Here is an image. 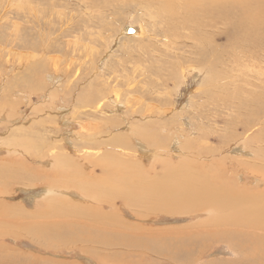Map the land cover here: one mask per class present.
<instances>
[{"label":"rangeland","instance_id":"obj_1","mask_svg":"<svg viewBox=\"0 0 264 264\" xmlns=\"http://www.w3.org/2000/svg\"><path fill=\"white\" fill-rule=\"evenodd\" d=\"M156 1L0 0V264L234 259L225 242L197 238L207 216L148 211L122 194L162 193L186 163L196 167L187 179L212 169L264 194V178L244 169L264 171V38L236 44L219 20L201 27L211 36L194 35L191 19L166 34L169 7L206 16L217 0Z\"/></svg>","mask_w":264,"mask_h":264},{"label":"bare ground","instance_id":"obj_2","mask_svg":"<svg viewBox=\"0 0 264 264\" xmlns=\"http://www.w3.org/2000/svg\"><path fill=\"white\" fill-rule=\"evenodd\" d=\"M141 1L144 2V4L147 3L148 5H151V6L158 4V2L156 0H141ZM215 1L216 0H212L211 3H215ZM129 3H130V1H129ZM184 4H186V3H184ZM206 4H207V2H206ZM210 5H211V8H208V11H206V16H205V13L203 11L204 9H200L199 7L196 6V4H195L196 7L191 6V8L193 10H190L191 8H189V9H186V8L175 9V8L169 7L168 10L171 13H173V16L166 19V21L163 20L161 22V24L165 23V25H166V27L164 26L166 34L177 33V31L182 27V25L185 24V21H188L189 19H191V20H194L193 26H191V28L193 27L192 33L194 35L197 33L201 34L203 31H205L206 33L201 34V35L211 36L210 30L206 31V30L201 29V27L203 26L204 28L208 29L211 26L216 25L218 23V20H219L220 22L225 23V25L229 28V33L231 32V34H232L231 36L229 35V38H231L236 44L246 43L245 45H247V44L253 45L256 43V47H257L258 42H260V41L256 40V38L261 37V39L263 40V38H264V0H217L216 4H214V5L210 4ZM202 6H204V5H202ZM185 7H187V6H185ZM197 15H199L200 18H201V16H203L204 19L203 18L198 19ZM139 18H140V16H139ZM142 25H144V24H142ZM187 31H189V30H187ZM152 33H154V32H152ZM174 43L179 44V41L174 42ZM260 44H261V42H260ZM261 45H263V44H261ZM237 46H239V45H237ZM175 49H177V48H175ZM256 60H257V58H256ZM238 62H242V61H238ZM242 63H244L242 65L245 66V69L243 71L249 73V66H253V65H251L252 62L250 64H248V58L245 57V59H243ZM250 70H251L250 71L251 73H252V70L255 73L254 68H250ZM233 79L234 78H231L232 81H233ZM45 104L46 103H44V105ZM66 124L67 123H65V127H68V125H66ZM131 134H136V133H135V131L133 132V130H132ZM151 134H153V133H151ZM136 136L138 137V134ZM148 136L151 140H153V141L155 140L154 136H150V135H148ZM122 137H124V136H122ZM119 139L120 138H116L113 141L115 143H117V142H119ZM126 140H129V139L127 138ZM122 143H123V141H122ZM136 144H137V146H139L138 148L140 149L141 154L148 156V154L150 152L148 151L149 149L147 148L146 144H144L140 140H136ZM159 144H160V142H159ZM133 151H135V150H133ZM244 152H246V151H244ZM235 158L237 159V157H235ZM261 159H263V156H261ZM244 167H245L244 168L245 172L248 174V177H249L248 179H251L253 181H255L257 179L256 181H258L259 177L262 176L264 178V171L260 170L256 165L245 164ZM195 168L196 167L193 166V164H191V163L187 164L186 163L183 167H180L179 169H174L172 171H169L168 172L169 173V179L171 180V181H169L170 186H168V187L165 186L164 188L162 186V189H160V191L162 193H159L156 191H154V192L153 191H147L146 192V189H144L141 192H139L138 194L131 197L132 199L130 198V196H128L126 194H122V196L123 197H129L131 203L128 205L142 206L143 204H146L148 211H150L151 207H153V210L157 211V212L168 213V214H177V215L180 214V215H184V217L188 216L189 214L190 215L195 214L198 216H202V215L207 216L206 220L199 221V222L195 223V225H193L192 227H195L196 229H198V231H197V238L198 239H201V240L206 239V240H210V241H214V242H225V244L228 246V249L230 250V252L234 255V259L226 260V262H224V264H264V194H257L255 192L256 191L255 187H253V186L248 187V186H246V184L238 185L237 183L234 184L231 181H227L226 179L219 177V175H220L219 172L214 173L212 169L207 174L201 175V173H202L201 171H200L201 172L200 174H198V171H197V174L194 173V175L196 176V181L187 179V177H186L187 173H189V171H192V169H195ZM216 168H218L220 171L218 164H216ZM95 179H97V178H95ZM92 181L94 182V180H92ZM96 181H98V180H96ZM86 183H88V182H86ZM140 183H142V182H140ZM245 183H250V180L248 182H245ZM257 184H259V183L257 182ZM244 185L246 186L245 187L246 190H242V188L239 189L240 186H244ZM259 185H261V184H259ZM262 186L264 187V184ZM86 187H89V185ZM78 188H80V187H78ZM103 189H100V190H103ZM43 190H45V189H43ZM105 190H107L106 187H105ZM47 191H49V190H47ZM54 191L55 190L50 191L51 195L57 194ZM249 191H251V193ZM75 192H77V191H75ZM97 192L92 193V194L90 193V194L96 201L104 200V198L101 196L102 194L97 193ZM107 194H109V193H107ZM64 195H66V194H64ZM57 197L59 200L58 194H57ZM158 197L161 198L162 201H164L163 204H159L156 206L155 205L154 206L148 205L149 199H153L152 201H154V199L157 200ZM88 198H89V196H88ZM54 199H55V197H54ZM57 203H58V201H57ZM58 204H60V203H58ZM71 208L72 207L70 205V208H68V210ZM63 209H65V208H63ZM64 213H69V212L66 210ZM93 219H97V218H93ZM198 219H199V217H198ZM107 224H108V222H107ZM125 225H127V224H125ZM112 226H113V224H112ZM138 230H140V229H138ZM103 231H105V230H103ZM222 231H228V232H222ZM46 232H48V231H46ZM145 233H146V231H145ZM62 234L63 233L61 232V235ZM110 234H112V233H110ZM64 235H66V234H64ZM52 236H57V235L52 234ZM81 238H83V237H81ZM66 239H68V238L66 237ZM66 239H62V241L66 240ZM99 240L101 241V238L96 237L97 243L99 242ZM167 245H168V243H167ZM168 247H170V245ZM141 251H143V250H141ZM157 252H160L159 248L157 249L156 253ZM168 252H170V251H168ZM168 252H167V254H163V256L174 258V256L168 254ZM197 261H198V259H197ZM1 262L5 263L4 259L1 260Z\"/></svg>","mask_w":264,"mask_h":264}]
</instances>
